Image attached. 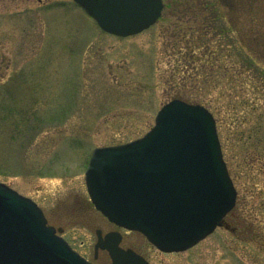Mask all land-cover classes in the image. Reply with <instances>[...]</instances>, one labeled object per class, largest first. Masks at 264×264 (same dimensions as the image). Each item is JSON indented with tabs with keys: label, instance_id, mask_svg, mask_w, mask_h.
I'll return each mask as SVG.
<instances>
[{
	"label": "rangeland",
	"instance_id": "obj_1",
	"mask_svg": "<svg viewBox=\"0 0 264 264\" xmlns=\"http://www.w3.org/2000/svg\"><path fill=\"white\" fill-rule=\"evenodd\" d=\"M163 2L116 36L73 0H0V180L101 264L95 230L111 227L85 186L92 148L143 135L174 97L200 102L237 190L225 225L183 251L138 232L122 243L151 264H264V0Z\"/></svg>",
	"mask_w": 264,
	"mask_h": 264
},
{
	"label": "water",
	"instance_id": "obj_2",
	"mask_svg": "<svg viewBox=\"0 0 264 264\" xmlns=\"http://www.w3.org/2000/svg\"><path fill=\"white\" fill-rule=\"evenodd\" d=\"M105 31L126 36L153 24L162 0H74ZM143 136L95 147L85 182L110 221L142 232L164 251L184 250L222 224L236 190L222 156L211 112L173 98ZM58 230H61L60 228ZM117 238L100 240L112 264H149ZM0 264H90L47 225L30 198L0 182Z\"/></svg>",
	"mask_w": 264,
	"mask_h": 264
},
{
	"label": "flooded vegetation",
	"instance_id": "obj_3",
	"mask_svg": "<svg viewBox=\"0 0 264 264\" xmlns=\"http://www.w3.org/2000/svg\"><path fill=\"white\" fill-rule=\"evenodd\" d=\"M107 221V220H106ZM107 223L110 225V227L111 228H108L107 230H105V231H103L102 229H100V228H98V229H100L101 230V233H102V235H104L105 233H107V232H112V231H117V232H130V231H127V230H125V229H123V228H121V227H118V226H116L115 224H113V223H111V222H109V221H107ZM223 225H225V220H223ZM97 230V229H96ZM122 241H123V237H122V239H121V243H120V245L122 246V247H124V248H133L132 246H124L123 245V243H122ZM134 249V248H133ZM135 250V249H134ZM138 252V251H137ZM99 253H103V257H99ZM144 256V255H143ZM145 257V256H144ZM93 258L95 259V260H97L98 262L99 261H101L102 263L101 264H111V260H110V256H109V254H108V252H107V250H105V249H97L96 251L94 250V255H93ZM92 264H93V262H92Z\"/></svg>",
	"mask_w": 264,
	"mask_h": 264
},
{
	"label": "trees",
	"instance_id": "obj_4",
	"mask_svg": "<svg viewBox=\"0 0 264 264\" xmlns=\"http://www.w3.org/2000/svg\"><path fill=\"white\" fill-rule=\"evenodd\" d=\"M200 103V102H199ZM212 111V110H211ZM259 130H260V128H259V126L256 128V129H254V132L258 135V133H259ZM248 138L250 137L249 135L247 136ZM258 140V139H257Z\"/></svg>",
	"mask_w": 264,
	"mask_h": 264
}]
</instances>
